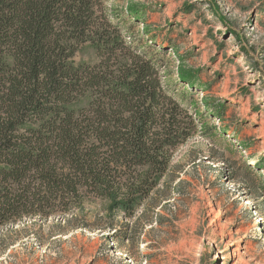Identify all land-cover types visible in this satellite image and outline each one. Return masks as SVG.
<instances>
[{
    "label": "rangeland",
    "instance_id": "374dc122",
    "mask_svg": "<svg viewBox=\"0 0 264 264\" xmlns=\"http://www.w3.org/2000/svg\"><path fill=\"white\" fill-rule=\"evenodd\" d=\"M104 2L129 44L165 53L166 91L202 119L145 214L88 198L78 226L24 218L0 229V264H264V0Z\"/></svg>",
    "mask_w": 264,
    "mask_h": 264
},
{
    "label": "trees",
    "instance_id": "16d2710c",
    "mask_svg": "<svg viewBox=\"0 0 264 264\" xmlns=\"http://www.w3.org/2000/svg\"><path fill=\"white\" fill-rule=\"evenodd\" d=\"M165 56L129 44L104 0H0V229L78 226L88 198L145 214L202 119L166 91Z\"/></svg>",
    "mask_w": 264,
    "mask_h": 264
}]
</instances>
